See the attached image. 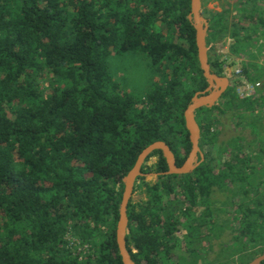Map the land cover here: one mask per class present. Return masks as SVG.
I'll list each match as a JSON object with an SVG mask.
<instances>
[{
    "label": "trees",
    "instance_id": "trees-1",
    "mask_svg": "<svg viewBox=\"0 0 264 264\" xmlns=\"http://www.w3.org/2000/svg\"><path fill=\"white\" fill-rule=\"evenodd\" d=\"M189 10L190 0H0V264H122V177L153 141L166 142L178 166L191 147L183 111L207 80ZM201 11L207 46L229 37L230 55L253 58L264 0L220 10L202 0ZM129 51L154 72L143 93L109 72V55ZM208 62L224 74L218 56ZM247 64L242 75L255 81ZM232 82L212 107L195 111L203 161L187 174L142 181L146 202L130 199L126 247L136 264H247L264 252V139L244 119L264 109V90L241 98ZM227 110L242 111L236 124L251 128V140L219 138ZM166 170L160 150L141 167ZM218 190L227 193L215 210ZM214 238L224 241L205 259ZM179 249L188 256H176Z\"/></svg>",
    "mask_w": 264,
    "mask_h": 264
},
{
    "label": "rangeland",
    "instance_id": "rangeland-1",
    "mask_svg": "<svg viewBox=\"0 0 264 264\" xmlns=\"http://www.w3.org/2000/svg\"><path fill=\"white\" fill-rule=\"evenodd\" d=\"M228 3H232V0H205V6L210 10H220ZM262 36L263 37H260L259 40L253 43V46L251 47L250 51L253 55V58H249L247 56L236 57L230 55L228 52V47L232 40L229 37H225L218 42H211L207 46V53L211 56H218L220 61L223 60L224 65L228 67V71L230 73H233L235 67L237 66L242 70L244 65L249 66L247 62L252 61L255 65L252 66V75H259V78L255 79V81H259L261 83L260 90H264V45L260 47L261 44H264V33ZM108 69L113 78L117 80L122 85V87L135 93H143V91L146 90L154 80V72L152 67L150 66L146 57L140 52H112L108 57ZM231 85H233L232 80L228 87ZM256 112H259V114L254 115L255 113H253V117L250 115V117L245 115L244 119L247 121H256L255 123H257L259 126L258 129L261 130L264 139V109L260 108L259 106L256 109ZM241 113L242 111L238 110H227L226 112L219 115L220 123L218 122L219 124L217 126V130H219L218 136L222 141L233 136H239L245 138L246 140H251L253 137L251 134V128L242 125L238 126L236 124V122H240L241 120V117L238 118L237 114L241 115ZM156 159V156H152L146 161V164L152 165L155 163ZM143 173L144 175L137 180L133 190L131 197V202L133 203L146 202L147 200L146 189L144 184H142V181L150 183L158 179V175L156 174L158 172L148 171ZM140 184L141 186L138 187ZM218 191L219 192L215 193L213 196L215 201L212 204V207H214L215 210H217L218 207H221L222 204L224 205L223 201L225 200V195L227 193L226 191L222 190ZM218 218L219 222H221L225 218L224 212H220ZM220 240L224 241L223 239ZM220 240L214 238L207 242V248L205 249L204 255L205 259L207 258L211 260L217 255L221 243ZM179 255L187 257L188 253L179 249L176 252V256Z\"/></svg>",
    "mask_w": 264,
    "mask_h": 264
},
{
    "label": "water",
    "instance_id": "water-1",
    "mask_svg": "<svg viewBox=\"0 0 264 264\" xmlns=\"http://www.w3.org/2000/svg\"><path fill=\"white\" fill-rule=\"evenodd\" d=\"M202 0H190V10L187 19L194 28V42L197 52V60L203 77L207 80V86L202 91H197L191 97L183 111L184 126L188 132L190 150L181 165L176 164L174 153L168 144L162 140H156L145 146L137 155L134 165L122 177L123 185L119 214L115 227V240L122 264H136L126 247V236L129 234L127 207L132 197L137 180L144 175L141 167L146 158L155 150H160L167 164V170L158 172L157 175L187 174L193 171L204 159V155L199 147L200 129L196 120L195 111L202 107H212L225 92L231 80L225 75L219 76L214 73L208 62L207 53V30L208 19L201 11ZM264 260V252L254 257L247 264H261Z\"/></svg>",
    "mask_w": 264,
    "mask_h": 264
},
{
    "label": "built area",
    "instance_id": "built-area-1",
    "mask_svg": "<svg viewBox=\"0 0 264 264\" xmlns=\"http://www.w3.org/2000/svg\"><path fill=\"white\" fill-rule=\"evenodd\" d=\"M228 70V67L224 65V75L230 78V80L235 81V92L239 97L244 98L254 95L258 88H260L261 83L259 81H248L242 75L240 67H235L233 73H230Z\"/></svg>",
    "mask_w": 264,
    "mask_h": 264
}]
</instances>
